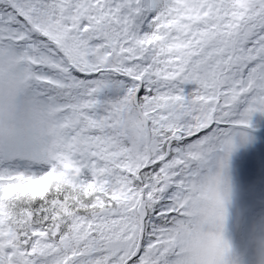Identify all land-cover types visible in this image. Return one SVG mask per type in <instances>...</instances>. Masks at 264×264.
I'll list each match as a JSON object with an SVG mask.
<instances>
[{"label":"snow or ice","instance_id":"obj_1","mask_svg":"<svg viewBox=\"0 0 264 264\" xmlns=\"http://www.w3.org/2000/svg\"><path fill=\"white\" fill-rule=\"evenodd\" d=\"M0 264H264V0H0Z\"/></svg>","mask_w":264,"mask_h":264}]
</instances>
